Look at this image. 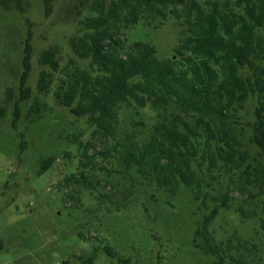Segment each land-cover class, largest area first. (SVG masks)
<instances>
[{"label":"trees","instance_id":"16d2710c","mask_svg":"<svg viewBox=\"0 0 264 264\" xmlns=\"http://www.w3.org/2000/svg\"><path fill=\"white\" fill-rule=\"evenodd\" d=\"M77 1L78 6L63 10L65 21L77 25V34L69 39L72 57L62 67L65 58L57 47H50L39 59L51 69L41 71L39 91L48 93L53 74L61 73L53 94L56 103L78 118L87 117L92 127L88 141H70L77 147L78 167L57 187L77 199L84 191H98L103 181L111 185L101 175L141 178L172 194L184 185L196 201L213 205L196 232L204 246L195 241L213 257L211 264H264L250 241L219 243L210 230L226 210L243 220L260 217L264 231V0ZM54 2L45 0L47 17ZM24 5L25 0H0L7 11L23 12ZM169 17L182 26L171 56L159 59L153 44L129 42L126 30L142 21L158 28ZM31 52L28 46L21 100L30 98L25 82ZM251 96L258 106L250 143L258 155L243 148L234 126L237 109ZM171 106L180 113L171 112ZM147 107L160 111L150 137L141 141L130 132L115 140L120 111ZM52 163V158L46 159L42 172ZM219 176H227V181L223 184ZM208 181L219 185L218 194L208 191ZM136 187L132 182L119 199V194L108 193L98 199L123 208Z\"/></svg>","mask_w":264,"mask_h":264},{"label":"rangeland","instance_id":"374dc122","mask_svg":"<svg viewBox=\"0 0 264 264\" xmlns=\"http://www.w3.org/2000/svg\"><path fill=\"white\" fill-rule=\"evenodd\" d=\"M74 5L78 6L77 0H55L49 17L45 0H25L23 12L0 6V264H126V259L129 264H211L213 257L196 247L197 243L204 246L196 232L213 205L205 207L196 201L190 188L181 185L172 194L152 181L109 175L100 177L115 187L103 181L98 191H84L77 199L57 187L78 167L77 147L70 141L77 137L85 142L92 134L87 117L78 118L56 103L53 94L61 73L53 74L48 93L38 89L41 71L51 70L39 64L44 50L57 47L65 58L62 67L72 57L69 39L77 34V25L65 21L63 10ZM126 35L130 43L153 44L158 58L164 59L178 46L182 26L172 17L158 28L142 21L126 30ZM28 46L31 70L25 88L30 98L21 100ZM257 106L256 97H249L237 109L234 125L243 148L254 155L260 153L250 143ZM170 109L180 113L173 106ZM158 113L150 107L123 108L115 140L130 132L141 141L148 139ZM48 158L53 159L52 166L42 172ZM218 179L224 184L227 176ZM132 182L137 187L126 207L99 201L100 193L119 194V199ZM208 183V191L218 194L219 185ZM260 220H243L234 211L222 210L210 230L219 243L250 241L264 260Z\"/></svg>","mask_w":264,"mask_h":264}]
</instances>
